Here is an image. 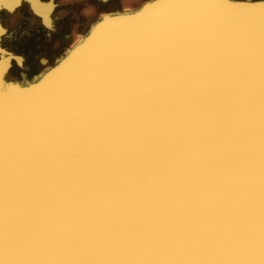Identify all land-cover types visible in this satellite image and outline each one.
<instances>
[{
    "label": "bare ground",
    "instance_id": "1",
    "mask_svg": "<svg viewBox=\"0 0 264 264\" xmlns=\"http://www.w3.org/2000/svg\"><path fill=\"white\" fill-rule=\"evenodd\" d=\"M29 3L52 24L54 0ZM252 4L160 0L110 20L13 108L0 100V264H264V99L253 87L264 83L250 60L264 38L244 47L261 22L233 17L264 12ZM225 19L238 39L209 31ZM164 33H207L239 53L230 65L207 44L164 46L151 82L141 43ZM0 47V74L7 52L21 68ZM133 66L145 69L135 101ZM148 88V125L132 138ZM35 100L33 117L3 116Z\"/></svg>",
    "mask_w": 264,
    "mask_h": 264
},
{
    "label": "water",
    "instance_id": "2",
    "mask_svg": "<svg viewBox=\"0 0 264 264\" xmlns=\"http://www.w3.org/2000/svg\"><path fill=\"white\" fill-rule=\"evenodd\" d=\"M143 1V0H141ZM160 0H144L139 4H135L132 6L126 5H118V7H114L108 5L109 2L104 3L107 5L104 7L103 12L100 13V16L94 17L92 21L89 23L87 28L83 31L82 37L80 41L76 44L67 47L64 46L66 41L62 39L64 33L69 30L71 20L64 15V18H60L57 14V17L52 15L53 24L51 29L47 28V26L42 22V20L37 18L32 11H29V7L27 4L26 11L24 8L19 10L14 14L8 16V14L1 13L4 15V19L1 18V25L6 28L7 36L9 37L8 44L5 45L16 52L17 56H22L23 65L21 68L15 67L14 56L11 52H7L8 55H11V61H9V66L6 68L3 67V71L0 74V100L4 102L8 108H13L17 103H19V95L22 96V92L30 93L39 89V87L43 86L47 79L48 75L58 68L59 66L63 65L64 61L73 54V50L81 45H86L99 31L101 28L107 24L110 20L113 19H126V18H136L143 14L147 9L148 5L153 3H157ZM232 3H240L245 5H253L254 1L251 0H226ZM257 1V0H255ZM111 2V1H110ZM258 2H261L258 0ZM4 11V9H3ZM9 19V24H7L6 19ZM86 18V17H84ZM87 19L82 25V30L87 25ZM218 31V33L224 32L223 30H213ZM39 37H42L47 44H50L51 41L55 38H59L62 41L61 46L58 50H46L45 52L42 51L37 47V41ZM189 36H180L175 34L176 41H170V43L177 44L180 42H184L189 40ZM262 36L252 35V36H245L244 37V47L249 46L255 39L260 38ZM203 38H207V33L203 36ZM211 41V39H209ZM151 41V39H150ZM209 41H205L202 43H208ZM5 49L7 51V47ZM228 48H232L233 45L228 43L226 45ZM66 50V51H65ZM65 51V52H64ZM59 52V56L56 58L54 55ZM238 52V51H235ZM40 56H47L44 59H39ZM66 58V59H65ZM39 61L40 64L43 65V68L36 72V74L31 75L29 72L35 68L36 60ZM50 59H54L50 63ZM77 61L79 59H76ZM257 62V60H255ZM75 72H78L80 65L78 63L75 64ZM20 69V72H19ZM7 70H9L7 72ZM71 71V70H70ZM30 74V75H29ZM257 87H261L259 85H254ZM32 94L25 95L24 97H29ZM21 98V97H20ZM36 100L29 106H21L18 104V107L11 112H5L3 110V116L6 119L14 120L18 117H23L24 120L33 117L34 115V106Z\"/></svg>",
    "mask_w": 264,
    "mask_h": 264
},
{
    "label": "rangeland",
    "instance_id": "3",
    "mask_svg": "<svg viewBox=\"0 0 264 264\" xmlns=\"http://www.w3.org/2000/svg\"><path fill=\"white\" fill-rule=\"evenodd\" d=\"M54 1L56 3V9H55V11L53 12L52 15L57 17V14H58L59 17L62 18V19L64 18V15H66V17H68L71 20L70 28H69L70 30L66 31L64 33L65 34V38H62V39H64L66 41V44L64 45V46L67 47L66 49H68V47H70L71 45H74L78 41H80L83 31L87 28V26L92 21V19L94 17L100 16V13L103 12L104 7L107 6V5L104 4V3H107V1L103 2V1H100V0H54ZM143 1H141V0H111V2L108 1L109 2L108 5H111V3H112V5L114 7H118V5H120V4L121 5H126V6H132V5H135V4H139L140 2H143ZM252 1L258 2V1H255V0H252ZM260 1H262V0H260ZM25 4H27L28 7H29V10L32 11L30 3H29V0H18V2L15 4V6L12 9V12H10V9H7L6 7H3L2 10L0 11V14L4 13V12H5V14H8V15L9 14H14V13L17 14V12L19 10H21L23 8H26ZM3 9H4V11H3ZM238 12L239 13H236L235 15H233L234 19L240 18V17H242L244 15V17L250 18V20H253V22H261L262 25L264 23V15H260V13L259 14H252V13L248 12L247 10L244 11V10H241V9L238 10ZM1 17L4 18V15L1 14ZM84 17H86V18H84ZM86 19H87V23L88 24L82 30V25L86 21ZM230 21L231 20L225 19V20H222V21L218 22L217 29H219V27H221L219 30H223L224 33H226L227 35H225V34L223 35V32L222 33H218V31H215V33L220 34L222 36H231V37H233L235 39H238L239 36L237 35V33L235 31V29H236L235 25L231 24ZM214 22L216 23V21H213L212 23H214ZM52 24L51 25L45 24V25L47 26V28L50 27L49 29H51ZM4 29H6V28H4ZM217 29H215V24H214L209 29V31H213V30H217ZM257 29L259 30L260 27L259 28L249 29V30H245V31H243V34H244V36H246V34L255 35L256 34L255 32H256ZM2 30H3V28L1 29V31ZM171 31L172 30H170V32ZM5 34L7 35V33H5ZM168 34L169 33L158 34L157 36L152 37L151 41H150V38H149L146 42L143 41V43H141L142 44V51H143V53L146 54V57H145L146 59H143V60L147 64V68H148L149 77H150L151 82H153L155 80V77L157 76V73H158V70H159L157 62H156V59H157L158 54H159L158 53L159 50L164 48V46H177V44H179V43H177V44L170 43L171 40L172 41H176L174 39L175 35H168ZM58 39L59 38H55V39H53L51 41L50 44H47L42 37H39L40 42L38 44V48L41 49L44 52L46 50H48V49L49 50H58L59 49V46H58L59 41H58ZM188 39L189 40H187V41L180 42L181 44H179L178 46H180L182 44H193V43H202V42H205V41H209L208 43H214L212 45L215 47L216 50H221V52H223L225 50L232 49L233 56H236L239 53V49L236 48L235 45L232 44L233 47L232 48H228V47H226V45L228 44L227 41H223V40L215 41V39H212V37H210V36H207V38L196 37V36H191L190 37L189 36ZM209 39H211V41ZM257 39H261V38H257ZM257 39H255V40H257ZM7 42H9L8 39L6 40L5 43L8 44ZM5 43H3L2 41L0 42L1 45H5ZM89 43H91V40L86 45H88ZM243 43H244V41L242 42V44ZM202 44H206V43H202ZM86 45H81V46H86ZM80 47L75 48L72 52L74 53V51L79 49ZM1 48L2 47H0V49ZM7 50H11V49L8 48ZM11 51H13V50H11ZM235 51H238V52H235ZM57 56H59V52L54 55L55 58ZM75 56L76 55H74V58H75ZM44 57H47V56H40L39 59L40 60L44 59ZM70 57H68L67 59H70ZM151 57L153 59H150ZM263 58H264V54H260V55H257L255 58L250 59V60L252 61L254 66H257L258 63H263L264 62ZM50 60H51L50 61V63H51L54 59H50ZM224 60H227V62H229L230 65H234V62H235L234 60L235 59H231V60L230 59H224ZM255 60H257V62H255ZM35 61H36L35 68L32 71L29 72L31 75L36 74V72H38L39 70H41L43 68V65L40 64L39 61H37V59ZM43 61L41 60L40 62L43 63ZM65 61H64V63H65ZM64 63H63V65H64ZM63 65L59 66L58 68L53 70L51 73H54V72L58 71V69L60 67H63ZM67 71L70 72V70H67ZM144 72H145V69L140 67V66H133L132 69H131V73H132V75H131L132 78L130 80L131 81V87H127V88H125V90L126 91H130V99L132 101H135V99L137 97V92H138V90H139V88L141 86V82L143 80ZM260 81L262 83H264L263 80H260ZM61 85H62V83H61ZM255 85L261 86V87H257V86H253V87L256 90V92L264 99V85L263 84H255ZM151 99H152V91H151L150 88H148L147 91H146V97H145V100H144V106H143L141 117L137 121L136 127L134 128V131L132 130V134H131L130 137L139 138L141 136L142 132H145L146 127L148 125L147 121H148V118H149ZM51 104L52 103H50V102H48V103L46 102L43 105V107L44 108H49V106Z\"/></svg>",
    "mask_w": 264,
    "mask_h": 264
},
{
    "label": "crops",
    "instance_id": "4",
    "mask_svg": "<svg viewBox=\"0 0 264 264\" xmlns=\"http://www.w3.org/2000/svg\"><path fill=\"white\" fill-rule=\"evenodd\" d=\"M252 1V0H251ZM258 1V0H257ZM262 2H264V0H262ZM243 10V9H242ZM244 11H246V10H244ZM239 13V12H238ZM259 14V13H258ZM260 15H264V12H262V13H260ZM241 16V15H240ZM244 17V15L242 16V17H240V18H243ZM247 18V17H246ZM239 18H237V19H235V20H238ZM233 21V20H232ZM232 21H230L231 22V24H233V22ZM217 27H218V24H216V26H215V29H217ZM221 27H219V29H220ZM256 34L255 35H257V36H262V37H260V38H264V23H263V25L261 24V26H260V29L258 30H256V32H255ZM226 34V33H225ZM227 35V34H226ZM246 36H252V35H249V34H246ZM245 37V36H244ZM254 42V41H253ZM252 42V43H253ZM179 44H181V43H179ZM178 44V45H179ZM193 45V44H192ZM181 46V45H180ZM207 46L212 50V51H220L221 52V50H216L215 49V47L212 45V43H209V44H207ZM226 51V52H225ZM225 51H223V52H221V53H224L226 56H227V53H228V57H225L224 59H231L232 57H233V53H232V49H230V50H225ZM256 57V56H255ZM254 57V58H255ZM250 59H253V58H250ZM264 59V58H263ZM251 63H252V61H251ZM253 64V63H252ZM253 66H254V64H253ZM253 73L255 74V76H256V78L257 79H259V80H263L264 81V62L263 63H258L257 64V66H254L253 67Z\"/></svg>",
    "mask_w": 264,
    "mask_h": 264
},
{
    "label": "flooded vegetation",
    "instance_id": "5",
    "mask_svg": "<svg viewBox=\"0 0 264 264\" xmlns=\"http://www.w3.org/2000/svg\"><path fill=\"white\" fill-rule=\"evenodd\" d=\"M46 1H48V0H46ZM100 1H103V2H108V1H111V0H100ZM54 4H55V7H54V11H55V9H56V3H55V1H54ZM24 11H26V9L24 8ZM30 11V10H29ZM53 11V12H54ZM53 12H52V14H53ZM44 24H46L44 21H42ZM53 23V22H52ZM47 25H51V24H47ZM70 30V29H69ZM62 38H65V34L63 35V37ZM64 40V39H63ZM58 41H59V44H58V46L60 47L61 46V44H62V41L60 40V39H58ZM39 42H40V40L38 39V41H37V47H38V44H39Z\"/></svg>",
    "mask_w": 264,
    "mask_h": 264
}]
</instances>
